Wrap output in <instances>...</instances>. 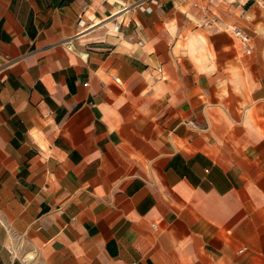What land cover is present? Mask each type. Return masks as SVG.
Returning <instances> with one entry per match:
<instances>
[{"label":"crops","instance_id":"crops-1","mask_svg":"<svg viewBox=\"0 0 264 264\" xmlns=\"http://www.w3.org/2000/svg\"><path fill=\"white\" fill-rule=\"evenodd\" d=\"M137 1L0 0V264H264V0Z\"/></svg>","mask_w":264,"mask_h":264},{"label":"built area","instance_id":"built-area-1","mask_svg":"<svg viewBox=\"0 0 264 264\" xmlns=\"http://www.w3.org/2000/svg\"><path fill=\"white\" fill-rule=\"evenodd\" d=\"M161 0H139L132 5H125L121 10L118 11V13L113 18H119V17H125L126 13L133 9H139L141 11H148L152 12L155 10V7L161 6ZM195 6H199V3H195ZM112 18V19H113ZM124 19L122 20V22ZM81 22H83V19L81 18ZM121 21L117 22L114 31L119 32L121 29ZM202 25L204 27L213 28V27H219L222 25L221 19L218 17L213 18H207ZM230 30L236 37H238L241 41L242 49L246 54H253L255 51V44L253 41L252 36L245 31L243 28L239 26H231L227 28ZM143 44L142 42H140ZM9 250L13 253V250L9 248Z\"/></svg>","mask_w":264,"mask_h":264}]
</instances>
